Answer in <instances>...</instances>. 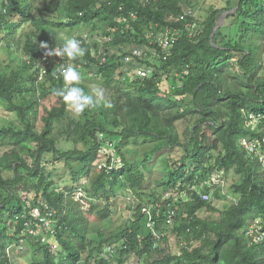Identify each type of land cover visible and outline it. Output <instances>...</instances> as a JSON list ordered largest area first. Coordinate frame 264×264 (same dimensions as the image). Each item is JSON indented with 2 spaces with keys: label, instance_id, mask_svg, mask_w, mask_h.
Masks as SVG:
<instances>
[{
  "label": "trees",
  "instance_id": "16d2710c",
  "mask_svg": "<svg viewBox=\"0 0 264 264\" xmlns=\"http://www.w3.org/2000/svg\"><path fill=\"white\" fill-rule=\"evenodd\" d=\"M191 5L189 0H50L41 15L33 0H0V49L5 44L7 50L6 58L0 54V105L20 122L0 123V264L12 263L15 252L8 247L21 239L25 246L14 250L19 257L31 254L26 264H129L132 258L136 264H264V243H252L246 233L255 219L264 218V167L241 143L264 136V128L250 124L252 114L264 117V0H219L204 18ZM187 9L196 12L198 34H183L169 58L155 64L152 77L135 80L126 73L123 45H143L150 22L168 24ZM59 12L61 19L49 17ZM80 24L92 27L91 37L112 39L101 54L100 43L76 38L86 49L74 60L78 86L87 94L102 87L113 106L72 116L54 95L64 87L57 66L62 57L52 56L42 77L40 44L58 50L65 43L60 30ZM100 55L106 56L104 63ZM80 66L93 74L83 75ZM169 81L170 87L162 86ZM188 119L193 123L181 133L179 123ZM104 145L116 154L99 169ZM168 152L159 191H147L151 163ZM59 162L74 182L88 180L57 188L52 166ZM218 171L226 182L231 179L225 189L213 182ZM198 188L213 192V199L204 200ZM121 190L139 202L124 225L100 229L92 238L93 226L112 218L113 198ZM229 195L235 198L223 208L214 202ZM158 203L160 237L143 212ZM36 206L55 211L58 222L45 232L47 239L27 230ZM176 206V215L168 218ZM205 211L220 217L203 216ZM172 237L179 239L180 252L173 250Z\"/></svg>",
  "mask_w": 264,
  "mask_h": 264
},
{
  "label": "built area",
  "instance_id": "2783aa9c",
  "mask_svg": "<svg viewBox=\"0 0 264 264\" xmlns=\"http://www.w3.org/2000/svg\"><path fill=\"white\" fill-rule=\"evenodd\" d=\"M142 1H148V0H142ZM136 14H133V17H135ZM193 17H196V12L193 9H187L179 16L172 15L169 18L170 23L168 24H160L159 22H150V29L146 33V43L140 46H134L128 50V52L123 56V62L125 64V71L129 75L132 76L133 79L137 80L140 77L142 78H149L152 77L156 68L155 64L158 63V61L161 58H164V60H167L169 56L173 53L179 38L183 34H187L191 37H194L198 34L199 29L201 27L199 21ZM130 25V24H129ZM181 25V26H180ZM85 38L87 40H90L91 42L95 41L97 43H100V49L99 51L101 54L105 50V45L108 41H110L112 38H99V36L95 39H91L88 34L85 35ZM42 49V59L39 61V65L41 68L42 77L47 72L48 64L51 61V57H48L45 55V49ZM94 56H97V49H93L92 51ZM99 57V56H97ZM102 55H100V58ZM106 61V56L103 55L101 59V63H104ZM152 63V64H150ZM138 65V66H135ZM251 122L250 124L254 125L255 128H264V117H257L256 115L252 114L251 116ZM242 145L247 149V151L250 154L256 155L259 157L260 162L262 163L264 167V136L263 138H243L241 140ZM120 162V163H119ZM119 166H122L121 161H119ZM105 163H103L104 165ZM102 166V165H101ZM224 171H218L215 172L212 175V179L214 183L221 184L222 186L226 184V180L224 178ZM212 184V182H209V185ZM202 187L205 186V183L201 185ZM198 193L203 197L204 200H209L211 198V194L207 192H203L201 188H198ZM168 196H170L168 194ZM182 197H184V193L181 194ZM179 197H175V202L178 201ZM187 200V199H186ZM160 203L157 205H151V206H145L143 208V212L149 216V222L148 227H150L153 230V233L155 236L160 237L158 235L155 225V216L156 214H159V208ZM170 208L168 212V218L173 219L176 215V209ZM31 215L33 216L26 223L27 230L32 233L33 235H38L41 232L45 233L48 231H53L56 227V224L58 220L55 218V211H46L43 212L41 208L39 207H33L31 210ZM247 236L254 244H261L264 243V218H257L255 219L250 226L247 229ZM24 239H21L19 243L15 242L9 245L8 252H10V249L12 247H15L16 249L23 248ZM158 243L154 245V247H157ZM109 252L113 253V247H107L106 249V255L109 254ZM108 256V255H107ZM109 257V256H108Z\"/></svg>",
  "mask_w": 264,
  "mask_h": 264
},
{
  "label": "rangeland",
  "instance_id": "374dc122",
  "mask_svg": "<svg viewBox=\"0 0 264 264\" xmlns=\"http://www.w3.org/2000/svg\"><path fill=\"white\" fill-rule=\"evenodd\" d=\"M50 0H33L35 6L39 9L37 10L38 14H41L43 15L45 13L44 10H40V9H43L46 7L47 3L49 2ZM191 2V4L193 5V8L198 12V14L200 15L201 18H204L205 16V13L206 11L211 7V4H215V5H218L219 4V0H189ZM192 5L190 7H192ZM62 13H57V14H50V18H56L58 17L59 19L62 18ZM222 17H225V16H222ZM221 24V22H220ZM90 30H92V27L88 24H80L76 27H72V28H64V29H61L60 30V36L62 37L63 41H66V39H69V38H77L79 36H82L84 35L85 33H89ZM19 38V36L16 37V39ZM124 49L127 51L129 50L130 48H128L127 45H123ZM24 49H22L21 46L18 47V52H19V55L21 57H25L24 55ZM0 54L3 58H6V54H7V50L5 48V44H2V47L0 49ZM54 58L56 56H53ZM59 58V57H58ZM64 58L66 57H62V60L59 62L57 61V64H59V67L62 68V66L64 67L67 63L71 64L72 67H75L76 66V63L75 61H69V60H64ZM83 57H79L77 59H82ZM60 59V58H59ZM6 60H9V56H7V59ZM87 62V61H86ZM85 62V63H86ZM79 69H81L83 75L86 74V76H90L93 74L94 71L90 70V71H87L84 67L80 66ZM89 72V73H88ZM171 81V80H170ZM169 81V83H163L162 86L163 87H170L171 85V82ZM97 87V86H96ZM95 88V87H94ZM50 101L49 100H44V104H48ZM70 114L72 116H75L71 111H70ZM0 123L1 124H4V125H12V126H19L20 125V122L18 120V117L15 113H11V112H7L6 109L4 107H2L0 105ZM193 123V120L192 119H188L186 121H183V122H180L179 123V130L181 133H184L186 131V129ZM102 137V135H101ZM84 147H86L85 143L82 144ZM111 145V144H109ZM82 146V147H83ZM60 147H62V145L60 144ZM143 150L142 147H139V151ZM4 150L0 149V157L1 155L3 154ZM171 152H168L166 153V155L163 157V158H160L156 161H153L151 163V171H149L147 174V176L149 177V179L147 181L150 182V186L149 188L147 189V191H151L152 189H155L157 191H159V183H158V179H161L163 177L166 176L167 174V170H166V166H167V162H166V159L168 157V155H170ZM173 153V152H172ZM100 154H101V157L99 159V161H97V167L100 169L101 165H103V163H107V161L109 160L110 156L113 157L114 154H116V151L115 150H112L111 148H109L107 145L103 146V148L100 150ZM171 155H174V156H178V154L176 152H174L173 154ZM118 159H120L119 155L117 156ZM116 158V157H115ZM116 158V160H114L115 162H119L120 160H118ZM120 163V162H119ZM54 166H52V168L54 169L55 171V175H54V179H55V186L57 188H61V189H67V188H72L74 187L75 185H80L79 183H85L87 179H82L80 180L79 182H74L73 181V177H72V174L71 172L66 168L65 166V163L64 162H59V163H56L54 164ZM51 168V167H50ZM225 178V177H224ZM90 180V179H89ZM226 180V178H225ZM227 184L230 183L231 184V179L229 181L226 182ZM225 187H228V185L226 186L223 185V189H225ZM77 195H80L78 194L77 192ZM233 198H235L234 195H229L228 196V199L227 200H224L222 199L221 201H216L214 200V202L216 203V205L220 208H223L225 205H226V202H229L230 200H232ZM211 199H213V192L211 193ZM138 200V201H137ZM113 208H114V212H113V216L112 218H109L103 222H98L97 224H95L93 226L94 228V231L92 232L91 234V237L92 238H97V234H98V231L100 229H103V228H116V227H121V225H124L127 221V219L129 218L130 214H131V207L134 205H137V203L139 202V199L137 196L133 195V193H124L121 191L118 192V194L115 195V197L113 198ZM202 215L203 216H206V217H210L211 219H219L220 217V213L219 212H202ZM40 235L42 238H48V236L46 235V233H40L38 234ZM176 240L178 241L179 239L176 238V237H172L171 239V242L173 243L174 242V245H173V250L175 251H181L180 250V246L178 247L179 249H177V243H176ZM25 245L23 244V247ZM175 248V249H174ZM16 248L15 247H12L10 249V253H14L15 252V255L12 257V263L11 264H26L27 261H30L31 259V254L28 253L26 254V256L24 257H19V255H16ZM26 249V247H25ZM52 251L54 253H57L58 250L57 248L53 245L52 246ZM42 256V255H40ZM137 261H136V258H132L130 261H129V264H136Z\"/></svg>",
  "mask_w": 264,
  "mask_h": 264
},
{
  "label": "clouds",
  "instance_id": "9594fccd",
  "mask_svg": "<svg viewBox=\"0 0 264 264\" xmlns=\"http://www.w3.org/2000/svg\"><path fill=\"white\" fill-rule=\"evenodd\" d=\"M86 34L88 33L82 35V38L84 40H87L85 38ZM88 36L91 39H95L98 37H91L89 34ZM40 47L45 49V55L48 57H66L69 61H73L79 57H83L86 53V49L81 46V42L76 38L66 39L63 47L58 50L50 47L48 43H41ZM41 56H43V53ZM41 59L42 57L39 58V61ZM57 66H59V64H57ZM60 75L63 78L64 87L56 89L54 95L62 98L66 107L75 116H80L84 113L85 109L95 107L97 105H102L104 108H111L113 106L107 99L105 91L102 87L97 86L93 88L91 90V94L85 93L84 89L78 86L81 81V76L76 71V69L71 66V64L66 67L62 66Z\"/></svg>",
  "mask_w": 264,
  "mask_h": 264
},
{
  "label": "water",
  "instance_id": "95a60500",
  "mask_svg": "<svg viewBox=\"0 0 264 264\" xmlns=\"http://www.w3.org/2000/svg\"><path fill=\"white\" fill-rule=\"evenodd\" d=\"M217 29H218V26L215 28V32L217 31ZM215 32L212 35V39L214 38Z\"/></svg>",
  "mask_w": 264,
  "mask_h": 264
}]
</instances>
